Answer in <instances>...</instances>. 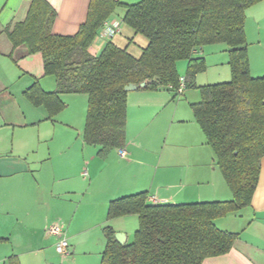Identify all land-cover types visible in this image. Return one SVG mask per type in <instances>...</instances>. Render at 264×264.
I'll return each mask as SVG.
<instances>
[{"label":"crops","instance_id":"1","mask_svg":"<svg viewBox=\"0 0 264 264\" xmlns=\"http://www.w3.org/2000/svg\"><path fill=\"white\" fill-rule=\"evenodd\" d=\"M46 1L56 13L53 33L65 36L79 31L92 2ZM115 1L132 5L142 0ZM30 4L0 0V264H102L106 227L124 244L134 241L139 228L137 215L108 217L110 203L123 197L144 192L154 205L233 198L193 112L202 99L193 92L201 95L200 87L231 80L227 45L195 50L206 68L197 74V86L186 88L179 99L170 88L128 92L122 147L127 155L121 157L120 148L102 149L85 141L86 94H60L64 107L53 116L27 98L25 92L36 82L47 93L57 90L55 78L45 74L42 54H30L25 46L14 49L7 37V30L26 18ZM125 12L119 7L106 21L122 22L118 35L123 33ZM105 29L103 25L89 49L95 56L110 42ZM244 29L251 76L262 78L264 0L246 10ZM187 68V60L177 63L181 79ZM30 164L39 165L41 172L46 168L52 176L49 200L43 189L47 183ZM59 218L72 249L65 257L57 252L58 240L50 233ZM215 225L238 236L231 251L202 264H264V157L251 205L216 219Z\"/></svg>","mask_w":264,"mask_h":264},{"label":"trees","instance_id":"2","mask_svg":"<svg viewBox=\"0 0 264 264\" xmlns=\"http://www.w3.org/2000/svg\"><path fill=\"white\" fill-rule=\"evenodd\" d=\"M261 1L142 0L126 5L92 0L86 22L75 35L65 36L52 31L56 13L49 3L31 0L26 18L7 30L14 49L25 46L30 54H42L45 74L57 82L53 93L34 83L27 98L53 116L64 107L60 94H86L85 141L102 149L125 145L127 85L177 88V63L187 60L186 88H195L197 74L206 68L195 50L213 44L229 48L231 80L200 87L202 99L193 112L233 198L154 205L143 192L112 201L108 217L137 215L139 228L134 241L122 245L106 227L102 264H202L233 248L238 235L219 229L215 220L249 207L260 177L264 77L251 76L244 27L246 10ZM119 7L126 9L123 24L145 36L148 46L140 57L112 42L99 55L91 54L99 30Z\"/></svg>","mask_w":264,"mask_h":264},{"label":"rangeland","instance_id":"3","mask_svg":"<svg viewBox=\"0 0 264 264\" xmlns=\"http://www.w3.org/2000/svg\"><path fill=\"white\" fill-rule=\"evenodd\" d=\"M123 27H124V29H123L122 35H118L115 39H110L109 41L112 43H116V41H117L118 43L121 44V46H122L121 48H126L129 53H131L133 55L135 54V56L140 57L142 55L144 49L148 46L149 40L141 34H135L134 31L131 30L126 25H124ZM193 93L198 95V96H201L200 92L198 90H196ZM177 96H178V99H179V97H181L179 95H177ZM30 166L32 168H33V166L36 167L37 170L40 169L39 165L30 164ZM35 174H40L39 176L41 177V181L47 183L46 185H44L43 189L45 191V196L49 200V193L48 192L52 189L51 184H50L51 183L50 177H52V176L49 177V175H47L46 168H44V170L42 172L40 170L35 172ZM54 201H56V200H54ZM54 201H52V203ZM86 206L87 205L85 204L83 207V210L81 211L82 213H86V211H85ZM87 211H88V208H87ZM54 222L60 223L61 219L60 218L54 219ZM131 242H133V240Z\"/></svg>","mask_w":264,"mask_h":264},{"label":"built area","instance_id":"4","mask_svg":"<svg viewBox=\"0 0 264 264\" xmlns=\"http://www.w3.org/2000/svg\"><path fill=\"white\" fill-rule=\"evenodd\" d=\"M105 29V36L108 38H113L121 32L122 22H116L113 24H109L108 22L104 23ZM172 91H174L177 95H181L186 89V83L184 79H181L180 85L177 88L172 86L169 87ZM118 153L121 157H126L127 152L120 148ZM50 233L57 238L56 250L57 252L65 257L72 253V249L70 246L69 241L67 240L66 235L64 234L62 227L59 223H55L50 227Z\"/></svg>","mask_w":264,"mask_h":264},{"label":"water","instance_id":"5","mask_svg":"<svg viewBox=\"0 0 264 264\" xmlns=\"http://www.w3.org/2000/svg\"><path fill=\"white\" fill-rule=\"evenodd\" d=\"M146 84H147V82H143V83H141L140 86H138V85H136V84H129V85H127V86L125 87V90H126L127 92H132V91H135V90H137V89H139V88H144V87H146ZM116 238H117V241H118L120 244L124 245V242L122 241V239H121V237H120L119 235H116Z\"/></svg>","mask_w":264,"mask_h":264}]
</instances>
